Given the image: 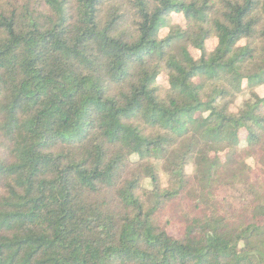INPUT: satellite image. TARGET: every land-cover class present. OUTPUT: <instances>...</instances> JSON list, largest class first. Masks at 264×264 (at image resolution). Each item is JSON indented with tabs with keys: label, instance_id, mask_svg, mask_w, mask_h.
<instances>
[{
	"label": "trees",
	"instance_id": "obj_1",
	"mask_svg": "<svg viewBox=\"0 0 264 264\" xmlns=\"http://www.w3.org/2000/svg\"><path fill=\"white\" fill-rule=\"evenodd\" d=\"M263 88L264 0H0V264H264Z\"/></svg>",
	"mask_w": 264,
	"mask_h": 264
},
{
	"label": "rangeland",
	"instance_id": "obj_2",
	"mask_svg": "<svg viewBox=\"0 0 264 264\" xmlns=\"http://www.w3.org/2000/svg\"><path fill=\"white\" fill-rule=\"evenodd\" d=\"M178 19V18H177ZM215 43L213 41H209L207 42V48L210 50L212 47H214ZM163 79V77H161V80ZM261 95H264V88L260 91ZM190 171V169H188V172Z\"/></svg>",
	"mask_w": 264,
	"mask_h": 264
}]
</instances>
